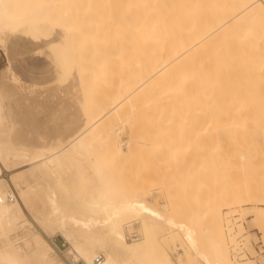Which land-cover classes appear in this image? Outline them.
Masks as SVG:
<instances>
[{
  "label": "bare ground",
  "instance_id": "bare-ground-1",
  "mask_svg": "<svg viewBox=\"0 0 264 264\" xmlns=\"http://www.w3.org/2000/svg\"><path fill=\"white\" fill-rule=\"evenodd\" d=\"M54 32L56 39L52 38ZM17 34L46 41L60 67L61 80L80 81L83 122L69 134L70 126L68 136H55L45 145L15 139L17 125L9 104L8 78L0 80V264H69V259L96 264L99 254L104 255L101 264H259L253 258L258 252L255 233L241 240L240 236L249 230L243 219L251 217L249 227L257 228L264 241V107L232 104V99L223 104L219 98L208 97L211 86L223 84L225 75L264 74V0H0V40L6 42ZM108 61L117 65L115 72L109 70ZM11 73L14 86L35 91ZM117 75L119 79L113 83ZM108 76L114 79L106 81ZM106 84L100 97L99 89ZM191 86L197 95L187 99ZM182 106L187 115L190 108L199 106L198 113L191 109V119L186 120L190 116L183 113L186 119L182 120L177 113ZM147 113L156 119L151 120ZM138 115L145 116H141L148 123L145 130L151 125L155 129L150 135L151 128L145 133L157 137L152 138L156 146L149 141L148 156L157 158L166 149L170 151L168 160L177 158L172 161L177 167L189 153L177 148L193 142L191 137L184 138L194 130L196 143L183 147L200 146L197 150L204 157L197 160L200 171L213 174L210 171L217 167L221 177L226 166H237L246 169L247 176L236 183L218 181L221 190L204 202L202 211L189 215L180 201L169 210L137 187L147 180L148 169L155 172L152 169L157 163L148 160L150 168L143 167L147 172L135 170V179H131L138 182L137 188H125L127 183L119 176L122 172L117 171L127 161L124 158L116 164V159L127 154L116 144L122 132L119 124L125 122L124 133L134 127L129 137L136 135L138 140L145 134L142 122L136 120ZM166 115L173 120L168 122ZM176 115L183 124L180 127L173 124ZM193 122L200 123L198 131ZM172 133L178 136L174 138ZM143 137L141 140H149ZM166 140L176 143V150ZM133 143H128L132 154L141 150ZM176 151L183 156L175 157ZM222 154L229 155L230 161L220 159ZM209 174L207 178L213 180L214 175ZM122 182L126 183L123 187ZM10 192L15 193L13 200ZM56 235L68 243L65 250L51 240ZM229 243L240 250L247 247L251 255L239 258L235 251L232 255ZM171 248L177 251L176 259ZM261 260L264 264V255Z\"/></svg>",
  "mask_w": 264,
  "mask_h": 264
},
{
  "label": "rangeland",
  "instance_id": "rangeland-1",
  "mask_svg": "<svg viewBox=\"0 0 264 264\" xmlns=\"http://www.w3.org/2000/svg\"><path fill=\"white\" fill-rule=\"evenodd\" d=\"M54 33L55 34L52 36V38L56 39L58 37V35L56 34V32H54ZM9 38L6 42L0 40V42H1L0 43V80L4 76H7V78H8V81H7L8 83L6 82V85L8 84V86H7L8 87V93L11 96L10 97L11 99L9 100V104H10L11 109H12L13 121L15 122V125H17L16 129H15L14 138L17 140H25L26 142L33 143V144L34 143L36 144L38 142L36 145H45V144H48L49 141L55 136H58V135H62L64 137L68 136L67 129L68 130L71 129L68 132L70 134L71 132H73L75 130V128H78V126H80L83 122L82 121L83 118H82L81 113H80L81 102H79V98H83L84 94L82 93V85L80 84V81H77V79H75V78H72L69 81H62L61 80V78H60V67H59V65H58V63L54 57V54L49 50V46L46 43V41H44V40L43 41H34V40H32V39H30V38H28L22 34H17L15 36H11ZM114 61H117V60H114ZM114 61H113L114 65H113V63L110 64L111 61H108V64H110L109 68L111 67L109 70H113L112 72H115V69L117 70V68H116L117 65L115 66ZM116 64H119V63H116ZM111 65H113L114 68H112ZM194 70H196V68ZM11 71H13V73H15V75L22 80V82L24 83L23 85L35 87V91L29 92V90H26L23 87L19 88V87L14 86L10 80L12 77ZM191 71H193V69ZM112 72H110L109 75L115 76L114 74H117V73L113 74ZM196 72H197V70H196ZM194 74H196V73H194ZM124 75H126V73L125 74L122 73V76H124ZM245 75H247V73ZM245 75L244 74L243 75L242 74H235L234 76L225 75L223 77V82H224L223 84H220L219 86H216L214 84L213 86H211V89L209 90V97L210 98L207 96L208 99L210 100V99H214V98H219L218 100L221 99L220 101H224V102H221L223 104H228L229 103L228 101H230V99H232V101H230V103H232V104L238 103V105L241 104V106L243 104H248V105H252V107L253 106L261 107V108L264 107V74H262V73L256 74V72H255L254 74L251 73L250 75H247V76H245ZM113 76H112V79H114ZM107 78L111 79V77L108 76V77H106V81L108 80ZM115 78L117 80L116 81L114 80L113 83H116L118 81L119 76H118V78L117 77H115ZM112 79H111V81H112ZM88 80H89V78H88ZM63 83H64V85H61ZM103 86L105 89L101 88V86L99 87L101 89H99L97 87L95 89H99V91L103 90L102 92L104 93V91L106 90L108 85L106 84V86L105 85H103ZM10 87H11V90H10ZM193 87L195 89L196 86L193 85ZM193 87L192 86L189 87L191 89L188 88L189 89L188 91H190V93L187 94V95H189V96H187V99H189V97H190V99H192L191 97L195 95L194 93H197V90L193 91L194 90V89H192ZM36 88H38V89H36ZM80 89H81V91H80ZM95 89H93L94 92H95ZM229 90L234 91V93L232 91H231L232 93H229L230 92ZM14 91H16V92H14ZM96 91L98 92V90H96ZM23 92H24V94H23ZM97 92L95 95H97ZM102 92L101 91L98 92V94H100L99 95L100 97L103 96ZM24 95H25V97L28 96V99H26L24 97ZM89 96L91 97L90 94H89ZM92 96L96 97L97 99L99 98L98 96H94L93 94H92ZM12 97H14L13 100H12ZM177 102H178V104H180L179 102H182V101H177ZM187 102L191 103L189 100H187ZM194 102H197V100L196 101L194 100ZM184 103H185V101L183 102V104ZM193 103H191V104H193ZM66 104H68V106ZM175 104H176V102H175ZM178 104H176L177 106L175 105L176 107L174 106L175 109L178 107ZM41 105H42V107H40ZM58 105L60 107H58ZM181 105L182 104H180V106ZM235 105L237 106V104H235ZM185 106H182V108L184 107V109H181V110H179V108H181V107H179L178 111H177V113L179 112L180 115L182 114L181 115L182 117H180V118H182V120L184 119L183 113L185 111H187V110H185ZM196 106H195V110L197 109L196 110L197 112L194 110V108H190L189 109V115L184 113L186 115V116L184 115V117L190 116V118H187V119L185 118L186 120H189L192 117L191 112H190L191 109L194 110L196 113H198V107L199 106L197 108H196ZM169 107H171V106L169 105ZM169 107H168V109H170ZM186 107H189V106H186ZM191 107H192V105H191ZM173 111H174V109H173ZM170 112L168 111V114ZM151 113H152V111H151ZM151 113H150V115H152ZM69 114H71V115H69ZM145 114H143V115H145ZM148 114L149 113H147V115ZM173 114L175 115L176 113L175 112L172 113V118L174 116ZM192 114H193V117L194 116L196 117V114L195 115H194V113H192ZM141 116L142 115H140V117H139V115H138L139 118H137L136 120L138 121V119H139V122H142L141 124L144 127L141 126L142 127L141 129H144L143 130L144 133L146 130L148 132L149 128H151V130H152L153 127H151V126H153V125H151V126L149 125L150 127H146L148 129L145 130V126H148V123H145V121H143V118L145 119V116H142L143 117L142 120H141ZM14 117H15V120H14ZM168 117H171V116L169 115V116H167V118ZM176 117H177V115L174 118L176 123L173 121L174 122L173 124L175 125V127H176V124H178L179 120H180L179 118H178L179 120L176 119ZM72 118H73V120H72ZM152 118H154V117H152ZM152 118H151V120H153ZM155 119H156V116H155L154 120ZM68 120L69 121L71 120L73 123L69 122ZM151 120L149 122H151ZM171 120H173V119L170 118L168 122H171ZM147 121H148V119H147ZM180 122H181V120H180ZM71 123H72V125H71ZM78 123H79V125H78ZM124 123L125 122H122L119 124L122 132L118 135V137H117L118 143H116V144L118 147H120V148L122 147L123 149H125L127 154H125L126 157L124 156V157H122L123 159L120 158V160H118V161L116 159L117 157L116 158L114 157V160L116 159V162H117V163L116 162H114V163L119 164L121 162V160L125 161V159H126L127 163L121 162L118 165L119 169L117 167L116 170L117 169L119 170V171H117L118 174H119V172L120 173L122 172L121 174H119V176L120 175L122 176V181H124L123 178L125 179V182L127 183V184L124 183V184H126L125 188L131 189V187H133V189H135V187H136L135 184L138 183L136 180H134L135 178H134L133 173L136 172L135 170L138 171L137 173H139V171L141 169H142V171L145 170L147 172V170H146L147 166L149 164H152L151 162H153L155 164L157 163L159 166L158 168H156L157 164H156V167L152 166L153 164L151 165V168L155 167L152 170H154L156 173L155 172L153 173V171H151V170L149 171V169H148V172H150V173L147 174V177H146L147 180L144 182L140 181L137 184V187H140V189H142V190L144 189L143 191H144V193L146 192L145 194L147 195V197L153 202H154V200H155V202L157 201L158 206H164L165 205V208L170 210V209L174 208V207L171 208V206H176L177 205L176 202L179 203V201H180L181 207H182L181 209L185 210L184 213L186 212L187 215H189V212L193 211L191 213L194 214L195 210L196 211L197 210L202 211L203 207L205 208L204 202H206L207 200H211L213 198L214 194H216V192H218V190H221L222 186H221V183L218 181H224L225 183L230 182V181L235 182V183L241 182L245 179V176H247V174H248V171L242 167H237V166L227 167L226 163L224 161L223 162L221 161V162L223 164H225L226 168H228L229 170L225 168L223 175H221V177H219V175H218L219 170L217 172L216 165H215L216 168H214L213 171L212 170L210 171L209 167L211 168L212 164L209 165V163H208L209 167H207V168L209 169L210 172H213V174L210 173L211 176L214 175L213 180L210 179L212 177L207 178V176H208L207 174H209L207 169H206L207 172L205 170H204V172L202 170L201 171L199 170L200 166H198V165H199V163H201L200 159L203 157L201 154L199 155L200 151L198 152V150H197L200 146L197 149H192L194 147L196 148L197 145L193 146V147L191 146V149H190V146L183 147V145L185 146L184 143H189L190 145L192 143L193 144L196 143V141H194L196 138L193 139L192 137H194V136L197 137V134H196L197 132L195 133L194 130H192L193 129L192 127L195 126L194 128H196V126H197L196 129L198 131V127L200 126L199 122H197V123H199L197 125L194 124V122H193L194 126H193V124L191 125V130H192L191 135L192 136H188V137L184 138L187 141L191 137V141H193V142H190V140H189V142H184L183 145H181L182 144L181 143L180 144L181 147L177 148V149L180 148L181 150L183 149L184 152L182 150V153H187L186 151H189V153L191 152L190 153L191 155H189V153L184 154V157H186V158L183 157V159H182V161L185 159L183 161L184 163H182V161H181V157L183 156L181 152L179 153V151H176L178 154L177 156H175L176 153L175 154H174V152L171 153V155L173 154V156H175V157H178L179 154L182 155V156L180 155L181 157L178 158V160L180 159L179 161H181V163L179 162L180 165H178L177 167H173V163H172V161L176 162L175 159H177V158H173L171 156V157H169V160H168L167 154L169 153V155H170V151H167L166 149H165L166 151L165 150L162 151V153L164 152L163 155L161 154L159 156H156L157 158H154L155 156L151 157L152 156L151 152H150V154H151L150 156L147 155V154H149V151H147L146 148H148L149 146L151 147L150 143H152V142L156 146L157 142L155 143L154 141H156L155 139L157 137H155V136L153 137L151 135L152 138H155L154 141H152V138L146 134L147 132L145 134H142L143 132L141 133L142 130H140L139 133L142 134V136L139 138V136H140L139 135L137 137L138 140H136V135H134L135 139L133 138L134 136H132V138H130L129 137V136H131L130 132L134 129V127L132 130H130L131 128L127 129L128 131L126 130V132L124 133V128H123V127H125ZM180 124L181 123H179L177 127H180L179 126ZM174 125L171 124L173 130L175 128V127H173ZM181 125H183V124H181ZM70 126H71V128H70ZM72 126H74V127H72ZM154 127H155V125H154ZM175 129H177V128H175ZM151 130H150V132H148L149 135L152 134L151 132H153L155 129L153 128V130L152 131ZM169 132H170V130H169ZM193 132H194V135H193ZM126 134H127V136H126ZM143 135H146L147 138H149V140L143 141L144 140L143 138H145V137H143ZM171 135L174 138H176L178 136V133H177V136H176V134H173V133ZM141 138L143 140H141ZM150 138H151V140H150ZM174 138L172 140H174ZM178 138L180 139V137H178ZM178 138L176 140V143L178 141ZM162 139L164 140V138H162ZM197 139H198V137H197ZM167 140H166V144L168 143ZM131 141L134 142L133 144H135V145L137 143L138 148L139 149L141 148V150L137 149V153H135L136 152L135 151L136 148H135V150L132 151V152H134V151L135 152L132 154L129 151V146H128V143L131 144ZM149 141H150V143H149ZM159 141L161 142V140H159ZM198 141L199 140H197V142ZM160 142H159V144H160ZM176 143L174 144V142L172 141V143L170 142L168 144H172L169 147H172L174 145L172 147L174 149L176 146ZM153 144H152V148L155 147V146H153ZM163 144L165 145V142ZM198 144H199V142H198ZM139 146H141V147H139ZM150 147L148 149H151ZM172 148L169 150L174 151ZM144 149H145V153H143ZM175 150H176V148H175ZM195 150H197L198 154H197V152H195ZM138 151H139V153H138ZM165 152H166V155H164ZM128 155H129V157H128ZM153 155H154V153H153ZM156 155H158V154H156ZM119 156L121 157V155H119ZM199 156H202V157L198 158ZM219 157H220V159L222 157V160H225V161H227V159L230 158V156L227 154H222ZM209 158H210V156H209ZM209 158H208V161L211 162V160ZM212 159H213V157H212ZM214 159L216 160V158H214ZM136 160L138 161V163ZM144 160L147 162H143ZM148 160L150 161V163ZM157 160L160 161L159 163H160V165H162L161 166L162 168L160 167ZM161 160L164 161V163H166L168 161L166 163V166L164 163H162ZM197 160H200V161H197ZM133 161L136 162L135 165H134ZM228 161H230V159ZM144 163H145V165H144ZM168 163H170L171 165ZM204 163H205V161L203 162V164ZM126 164H128V165H126ZM177 164L178 163H175L174 166H176ZM203 164H201V165H203ZM216 164L218 166L222 167L221 166L222 164L220 163V161L219 162L216 161ZM115 166H117V165H115ZM143 167H145L146 169L145 168L143 169ZM148 168H150V166H148ZM124 169H125V171H124ZM128 169H129V171H128ZM156 169H157V171H156ZM164 169H165V171H164ZM202 169H205V167L203 168V166H202ZM215 169H216V172H214ZM218 169H220V168L218 167ZM158 173H160V174H158ZM215 173H217V174H215ZM131 174H133V176ZM220 174H222L221 171H220ZM160 176H161V178H160ZM126 177H128V178H126ZM131 178H134V179H131ZM219 178H222V179H219ZM131 180H134V181L132 182ZM159 180H161L162 182L161 181L159 182ZM214 181H217L218 183L215 185ZM119 182H121V181H119ZM158 182H159V184H158ZM212 182H213V184H212ZM122 184H123V182H122ZM124 184L122 185V187L124 186ZM159 195H160V197H159ZM168 197H170V198H168ZM169 199H172V200L169 201ZM172 201H174V203H173L174 205L171 203ZM250 218L247 217V218L243 219L244 224L247 226V229H249V230L246 234H244L243 236H240V240L242 238H244V236L249 234V233L250 234L255 233L257 239L254 240L253 243H254V248L257 249L258 252H256V254H255V250H254L255 256L253 255V258L259 264H263L261 259L264 255V249H258V247H260V245H263L261 247L264 248L263 234L257 228H250L249 227V219ZM51 238H52L51 240L54 243L58 244V246L62 250H65L68 247V243L66 242V240L62 236L56 235V236L51 237ZM229 245H230V251H231L232 255H233L234 251H235L234 254L236 256H238L239 258H240V256L242 257V255L243 256L244 255L245 256L251 255V252L249 251V249L247 247L246 248L243 247L244 249L242 248L240 250V249H236L234 247V245L231 246L230 243H229ZM175 250H176L175 248L174 249L171 248V249H169V252L173 256V258L176 259L177 251H175ZM236 252L238 255L236 254ZM63 259L65 260L64 257H63Z\"/></svg>",
  "mask_w": 264,
  "mask_h": 264
},
{
  "label": "built area",
  "instance_id": "built-area-1",
  "mask_svg": "<svg viewBox=\"0 0 264 264\" xmlns=\"http://www.w3.org/2000/svg\"><path fill=\"white\" fill-rule=\"evenodd\" d=\"M15 193L14 192H10L9 193V199L13 200L15 198ZM134 235L136 237V233L134 232ZM263 245H260V247H258V249H264L263 247H261ZM240 254V253H239ZM104 259V255L103 254H99L96 259H95V263L96 264H101L102 261ZM69 264H84L81 260H77V259H69L67 260Z\"/></svg>",
  "mask_w": 264,
  "mask_h": 264
}]
</instances>
